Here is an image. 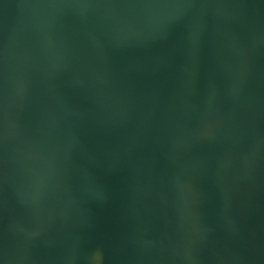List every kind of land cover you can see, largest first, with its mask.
Returning a JSON list of instances; mask_svg holds the SVG:
<instances>
[{
  "label": "water",
  "instance_id": "95a60500",
  "mask_svg": "<svg viewBox=\"0 0 264 264\" xmlns=\"http://www.w3.org/2000/svg\"><path fill=\"white\" fill-rule=\"evenodd\" d=\"M0 264H264V0H0Z\"/></svg>",
  "mask_w": 264,
  "mask_h": 264
}]
</instances>
